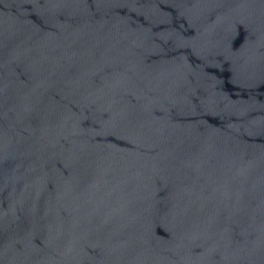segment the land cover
<instances>
[{
	"label": "water",
	"instance_id": "obj_1",
	"mask_svg": "<svg viewBox=\"0 0 264 264\" xmlns=\"http://www.w3.org/2000/svg\"><path fill=\"white\" fill-rule=\"evenodd\" d=\"M0 264H264V0H0Z\"/></svg>",
	"mask_w": 264,
	"mask_h": 264
}]
</instances>
